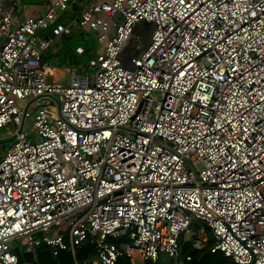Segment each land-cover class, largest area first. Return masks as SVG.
<instances>
[{
  "label": "built area",
  "instance_id": "obj_1",
  "mask_svg": "<svg viewBox=\"0 0 264 264\" xmlns=\"http://www.w3.org/2000/svg\"><path fill=\"white\" fill-rule=\"evenodd\" d=\"M42 7L18 17L0 0V129L13 126L0 160V264L88 241L93 264L177 262L182 241L202 249L210 238L236 264H264V0ZM141 21L154 26L150 42L127 67ZM74 30L101 49L64 85L43 56Z\"/></svg>",
  "mask_w": 264,
  "mask_h": 264
},
{
  "label": "trees",
  "instance_id": "obj_2",
  "mask_svg": "<svg viewBox=\"0 0 264 264\" xmlns=\"http://www.w3.org/2000/svg\"><path fill=\"white\" fill-rule=\"evenodd\" d=\"M27 4H37L41 7L45 0H24ZM83 30H74L70 35H63L60 41L55 43L47 50L43 56L44 61H49L59 67H75L80 72L90 71V60L94 57L95 52L100 50L98 44L92 40L84 39ZM81 46L84 51L77 52V48ZM201 221H194L191 229L196 231ZM210 235V230H207ZM182 238V236H181ZM181 257L177 262L173 259L170 264H181L186 254L192 256L189 264H236L232 258L226 257L222 252H212L211 247L213 240L210 238L209 243L202 249H195L189 241H182ZM96 257V246L92 241H88L85 245L77 246L75 254L69 250H59L57 254L54 253V248L42 244L37 248L35 254L21 255V263L24 261H33L34 264H93L92 261ZM161 260L159 264H161ZM115 264H132L129 257L126 255L120 256Z\"/></svg>",
  "mask_w": 264,
  "mask_h": 264
},
{
  "label": "rangeland",
  "instance_id": "obj_3",
  "mask_svg": "<svg viewBox=\"0 0 264 264\" xmlns=\"http://www.w3.org/2000/svg\"><path fill=\"white\" fill-rule=\"evenodd\" d=\"M153 24L145 21H141L140 23H137L134 27V34L137 36H140V39L137 40L136 38H133L127 48L124 50L122 54L123 63L127 67H131V57L133 55H137L140 53V51H135L136 45L142 44V49H145L146 46L150 42V36L153 29ZM3 40V39H2ZM60 41V38L57 39V42ZM99 47H101L99 45ZM72 75V70L70 67H63L62 71L58 76H56V80L58 83L69 85L70 79ZM54 76L50 73L48 76L49 82L53 81ZM30 127V125H29ZM13 126L7 125L0 129V160L2 157L9 151L10 148V142L13 139V137L10 135L12 132ZM31 132V136H35L34 132L32 131V127L29 128ZM50 234L53 233V230H48ZM170 258L167 255H163L161 259V264H170ZM137 264H140L141 261L139 259L136 260Z\"/></svg>",
  "mask_w": 264,
  "mask_h": 264
},
{
  "label": "crops",
  "instance_id": "obj_4",
  "mask_svg": "<svg viewBox=\"0 0 264 264\" xmlns=\"http://www.w3.org/2000/svg\"><path fill=\"white\" fill-rule=\"evenodd\" d=\"M4 6L9 8L18 17H24L26 15L36 14L42 11V6L37 7V4H27L22 0L21 5H14L13 0H2ZM3 40L0 38V48L2 46Z\"/></svg>",
  "mask_w": 264,
  "mask_h": 264
}]
</instances>
